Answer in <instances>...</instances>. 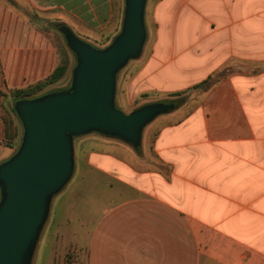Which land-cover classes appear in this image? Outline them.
Masks as SVG:
<instances>
[{
  "label": "crops",
  "instance_id": "obj_1",
  "mask_svg": "<svg viewBox=\"0 0 264 264\" xmlns=\"http://www.w3.org/2000/svg\"><path fill=\"white\" fill-rule=\"evenodd\" d=\"M112 12V0H0V164L23 134L14 93L58 66L45 24L98 27ZM152 21L149 55L129 84L135 95L167 96L229 63H264V0H158ZM176 110L151 122L165 116L152 149L169 172L91 156V168L129 193L85 216L83 231L68 226L71 213L60 219L50 264L75 252L85 264H264V72L225 77L192 110Z\"/></svg>",
  "mask_w": 264,
  "mask_h": 264
},
{
  "label": "water",
  "instance_id": "obj_2",
  "mask_svg": "<svg viewBox=\"0 0 264 264\" xmlns=\"http://www.w3.org/2000/svg\"><path fill=\"white\" fill-rule=\"evenodd\" d=\"M146 1L124 0L120 32L104 49L60 26L76 61L70 87L14 103L23 134L0 164V264H32L50 201L74 170L73 137L96 132L137 149L143 129L175 110L174 103L157 102L125 114L114 104L116 76L147 38Z\"/></svg>",
  "mask_w": 264,
  "mask_h": 264
},
{
  "label": "rangeland",
  "instance_id": "obj_3",
  "mask_svg": "<svg viewBox=\"0 0 264 264\" xmlns=\"http://www.w3.org/2000/svg\"><path fill=\"white\" fill-rule=\"evenodd\" d=\"M157 1H146L144 21L148 29V35L141 54L137 58L129 60L116 76L114 104L125 114H129L142 106L164 102L167 99V96H163L157 92L135 95L133 88L129 87L135 73L138 72L151 49L153 39L152 8ZM112 10L111 20L98 27H90L83 23L69 21L66 18H62V22L45 24L48 33L51 34L49 41L56 53L57 65L63 62L67 70L58 82L47 85L42 91L31 98L39 97L49 92L65 90L70 87L72 70L76 65V61L74 55L66 45L62 32L59 31V27L66 26L80 40L97 49H104L110 45L114 37L120 32L124 12V0H112ZM239 65L234 66L229 63L225 69L216 72L215 78L222 76L230 77L237 73L264 72V63L240 62ZM201 95V91H192L189 100L186 102L188 106L184 107V104L180 105L173 114H177L176 116L180 114L181 116V113L184 115L192 110L197 105ZM164 117H159L143 129L141 145L137 149L132 148L119 139L103 136L96 132L72 138L74 170L64 188L54 195L50 201L49 213L40 233L39 238L41 239L37 245L38 249L33 264H50L51 247L55 245L56 225L64 216L71 213L73 217L68 226L71 229L83 231L86 229V226H82L81 224L84 222L85 224L88 223L85 220V216L95 219L99 216L101 210L112 202L116 196L115 193L120 194V197L126 196L129 193L118 181L105 174L98 173L96 169L88 165L92 155H110L128 163L134 170L167 173L168 168L159 162L152 149V143L157 133L156 129L162 123ZM19 130L21 134V127ZM92 158L98 159L100 157ZM82 218H84V221H82ZM77 253H69L67 255L68 264H85L84 254L77 255Z\"/></svg>",
  "mask_w": 264,
  "mask_h": 264
},
{
  "label": "trees",
  "instance_id": "obj_4",
  "mask_svg": "<svg viewBox=\"0 0 264 264\" xmlns=\"http://www.w3.org/2000/svg\"><path fill=\"white\" fill-rule=\"evenodd\" d=\"M67 70V67L65 63L59 64L54 71L51 73V75L43 82L37 83L33 86H30L26 89L23 90H18L14 93V97L16 100L24 99V98H31L33 95L39 93L42 91L47 85L54 84L58 82L65 74ZM217 74L214 73L212 75H209L206 79H204L202 82L199 84L194 85L193 87L185 90V91H180L172 94L167 95V99L164 100V102L168 103H174L175 104V109L178 108L180 105H183L184 103L189 100V97L191 95L192 91H201L205 92L211 89L216 83L220 82L222 79L225 77H218L215 78ZM6 124V132L9 133L11 127L9 126L10 124L5 121ZM168 168V167H167ZM169 172V169L167 170Z\"/></svg>",
  "mask_w": 264,
  "mask_h": 264
}]
</instances>
